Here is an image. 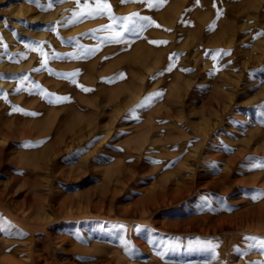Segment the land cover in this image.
<instances>
[{
	"label": "rangeland",
	"instance_id": "rangeland-1",
	"mask_svg": "<svg viewBox=\"0 0 264 264\" xmlns=\"http://www.w3.org/2000/svg\"><path fill=\"white\" fill-rule=\"evenodd\" d=\"M0 27V114L36 128L0 139V264H264V0H0Z\"/></svg>",
	"mask_w": 264,
	"mask_h": 264
},
{
	"label": "bare ground",
	"instance_id": "bare-ground-1",
	"mask_svg": "<svg viewBox=\"0 0 264 264\" xmlns=\"http://www.w3.org/2000/svg\"><path fill=\"white\" fill-rule=\"evenodd\" d=\"M28 9V8H27ZM20 10V9H19ZM33 9H31V10H28V11H32ZM58 10H59V8H58ZM57 10V11H58ZM35 11V10H34ZM23 12V11H22ZM67 13V12H66ZM60 14V13H59ZM58 14V15H59ZM22 16V15H21ZM62 16V15H61ZM13 17V16H12ZM49 17V16H48ZM58 17H60V16H58ZM63 17H64V15H63ZM7 18H9V17H7ZM37 18V17H36ZM51 18V17H50ZM33 18H31V20H32ZM58 20H60V19H58ZM11 22H13V20H10ZM14 25H16L15 23H14ZM1 28V27H0ZM13 28V27H12ZM3 45V44H2ZM14 48V47H13ZM21 58H23V57H21ZM31 58V57H30ZM33 59V58H32ZM20 60V59H19ZM30 60V59H29ZM28 60V61H29ZM23 62H25V61H23ZM5 65H7V64H5ZM5 65H2V66H5ZM22 65V64H21ZM27 65V64H26ZM25 65V66H26ZM12 67H13V65H12ZM3 68V67H2ZM14 68H16L15 66L13 67V69ZM23 68V67H22ZM4 69V68H3ZM11 69V68H10ZM8 71V70H7ZM14 71V70H13ZM17 71V70H16ZM5 72V71H4ZM37 75V74H36ZM35 75V76H36ZM38 76V75H37ZM36 76V77H37ZM39 76H40V74H39ZM28 78V77H27ZM47 81H48V79H47ZM50 81V80H49ZM49 81H48V83H49ZM53 81V80H52ZM45 82V84L44 85H46L47 83H46V80H44L42 83H44ZM11 83V82H10ZM30 83V81H28V84ZM34 83V82H33ZM2 84V83H1ZM32 84V83H31ZM53 84H54V82H53ZM56 84V83H55ZM58 84V83H57ZM66 84V83H65ZM39 85V84H38ZM14 86V85H13ZM30 86H32V85H30ZM37 86V85H36ZM38 87V86H37ZM51 87V84H50V86L48 87V88H50ZM31 88H33V87H31ZM44 88V87H43ZM54 89V88H53ZM32 89H30V91H31ZM37 90H38V88H37ZM36 90V91H37ZM42 90V89H41ZM44 90V89H43ZM52 90V89H51ZM50 90V92H52ZM14 91V90H13ZM33 91V90H32ZM49 91V90H48ZM58 91V90H57ZM29 93H31V92H29ZM58 93H63V92H59L58 91ZM16 94H18V93H16ZM32 95H33V93H31ZM35 94H36V92H35ZM40 96H41V94H39ZM16 96V95H15ZM23 96H25V95H23ZM28 96V95H27ZM31 96V95H30ZM46 97H48V96H46ZM50 97V96H49ZM48 97V98H49ZM15 98V97H14ZM17 98V97H16ZM15 98V99H16ZM31 98H33L32 96H31ZM37 97H35L34 99L37 101V99H36ZM7 99V98H6ZM14 99V100H15ZM12 100H13V98H12ZM31 100V99H30ZM30 100H28V101H30ZM34 100V103L36 102ZM33 101V100H32ZM38 102V101H37ZM16 103V102H15ZM42 104H43V102H41ZM40 103V104H41ZM2 104V103H1ZM27 104V103H26ZM38 104H39V102H38ZM17 105V104H16ZM9 106H10V108H11V105L9 104ZM18 106V105H17ZM40 106V105H39ZM43 106V105H42ZM44 106H45V108H46V106L47 105H45L44 104ZM1 107V106H0ZM12 107H15V105L14 106H12ZM20 107V106H19ZM41 107V106H40ZM48 107V106H47ZM21 108V107H20ZM21 109H23V108H21ZM39 109H41V108H39ZM43 109V108H42ZM31 111V109H28L27 111ZM34 109H32V111H33ZM34 112V111H33ZM24 113V112H23ZM28 113V112H27ZM26 114V113H25ZM35 114H36V112H35ZM40 114V113H39ZM29 115V114H28ZM37 115V114H36ZM43 115V114H42ZM41 115V116H42ZM44 118V117H43ZM35 128V127H34ZM34 128H19V129H16L14 126H13V124L11 123V124H8V123H5V120H3L2 119V115L0 114V139H4V140H13L12 139V137L13 138H15V137H19L20 138V140H25V139H27V138H30V137H33L32 136V134H34L33 133V129ZM36 129V128H35ZM35 132V131H34ZM40 137V135L38 136V138ZM35 138V137H34ZM43 138H44V136H43ZM30 140H34V139H30ZM38 140V139H37ZM36 140V141H37ZM60 142H62V141H60ZM10 143V142H9ZM61 144V143H60ZM7 146V145H6ZM59 146V145H58ZM3 148H5V146H3V144H1L0 145V163H2V150H3ZM58 148V147H57ZM220 149V148H219ZM60 149H57V151H59ZM218 150V149H217ZM219 152V151H218ZM221 152V151H220ZM254 152L256 153L257 151H251V150H249V147H246L244 150H241V151H239V152H237V153H235L234 155H231V158H229V159H227V161H226V165L224 166V168L222 169V171L221 172H219L218 174H217V170L215 169L216 167H211V168H209V171H208V173H209V175H215V176H213V177H209L210 178V180H207L208 178L206 177V176H198L197 177V174H196V177L194 176V170H192V172H191V170H190V168H189V166H191V164L189 165V164H186L185 163V167H180V169H179V174H177L178 175V178L176 179V180H174L173 178V180L172 179H170V180H168L167 179V181H164V184L162 185V187H163V196H164V203H169L171 200H178V199H181L183 196H185L186 194H192L193 192H196V194L198 195V193L202 190V189H204L206 186H208V185H211V184H213V183H215V182H218V183H225V182H228L229 181V175H230V173L232 172V170H233V167H234V165H236V163L238 162V160H240L241 159V157L242 156H246V155H249V154H254ZM225 153V152H224ZM224 153H218V154H216V155H213V154H211L210 156H209V158H211V160H215V161H217V162H219V161H222V160H224L225 159V157H226V154H224ZM258 153V152H257ZM229 157V156H228ZM195 158V162H196V164L198 165L199 164V162H198V159L196 158V157H194ZM227 158V157H226ZM187 159L189 160V158L187 157ZM172 162V161H171ZM189 162H191L192 164H193V162L192 161H189ZM215 164V163H214ZM217 165V164H216ZM196 166V165H195ZM208 170V169H207ZM6 172H7V170H6ZM189 174H192V176H190ZM204 174H206V173H204ZM186 175H187V177H186ZM207 176H208V174H207ZM173 177V176H172ZM17 180V176L15 177H13L12 179H11V182H13V181H16ZM258 182H255L253 185L254 186H258ZM263 185H264V183H263ZM263 185H261V186H258V187H263ZM255 189H257V188H255ZM195 194V193H194ZM209 201V200H208ZM205 204H208L207 202H205ZM204 204V205H205ZM210 204V203H209ZM205 222H207V221H205ZM133 241H134V243L136 244V245H140V247L141 248H145L146 247V242H145V240H139V241H136V240H134L133 239ZM143 246V247H142Z\"/></svg>",
	"mask_w": 264,
	"mask_h": 264
},
{
	"label": "snow or ice",
	"instance_id": "snow-or-ice-1",
	"mask_svg": "<svg viewBox=\"0 0 264 264\" xmlns=\"http://www.w3.org/2000/svg\"><path fill=\"white\" fill-rule=\"evenodd\" d=\"M29 3H37L38 4V0H28ZM145 2H147V0H145ZM49 7H51V4H49ZM158 27V25H157ZM155 43V42H153Z\"/></svg>",
	"mask_w": 264,
	"mask_h": 264
}]
</instances>
